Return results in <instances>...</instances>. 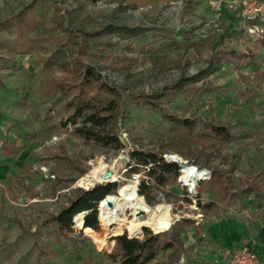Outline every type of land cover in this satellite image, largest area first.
Instances as JSON below:
<instances>
[{
    "label": "rangeland",
    "instance_id": "374dc122",
    "mask_svg": "<svg viewBox=\"0 0 264 264\" xmlns=\"http://www.w3.org/2000/svg\"><path fill=\"white\" fill-rule=\"evenodd\" d=\"M29 3L0 0V19L16 12L28 16ZM35 5L41 20L28 32L36 39L31 46H18L22 39L13 25L0 29L5 40L0 42V264H114L108 257L116 253L112 236L100 247L74 219L66 235L41 222L69 193L84 189L75 181L98 158L130 159L134 149L176 155L208 171L233 168L238 196L213 211L197 206L213 199L207 179L194 194L176 179L165 191L142 195L150 206H170L167 231L182 219L209 221L210 213L233 212L264 224L263 16L243 17L238 0H38ZM103 29L107 35L93 41L88 53L99 80L121 92L116 127L124 146L116 152L76 136L65 124L71 112L67 96L55 88L62 72L42 65L53 48L71 51L72 43L60 44L68 30ZM222 47L255 56L213 64L206 75L213 49ZM161 92L164 110L141 101L140 95ZM181 118L191 121L190 129L181 126ZM211 121L227 123L229 142L212 136ZM136 166L130 160L122 174L136 179L138 192L148 177L143 168L133 170ZM114 184L111 194L117 193ZM97 220L99 230L93 232L100 235L98 211ZM197 227L185 224L183 230L198 233ZM145 229L155 233L143 226L137 238Z\"/></svg>",
    "mask_w": 264,
    "mask_h": 264
},
{
    "label": "trees",
    "instance_id": "16d2710c",
    "mask_svg": "<svg viewBox=\"0 0 264 264\" xmlns=\"http://www.w3.org/2000/svg\"><path fill=\"white\" fill-rule=\"evenodd\" d=\"M38 0H30L27 5L30 13L28 16L16 12L8 17L0 19V29L3 26L13 25L18 38L22 40L19 47H29L35 37H28V32L35 30L41 18L35 9ZM107 31H72L61 37L60 44L68 41L72 43V49L66 52L58 47L53 48L43 59L44 68L56 66L61 72L62 77L55 82V88L60 94L67 96L65 106L71 112L66 118L72 125L73 133L87 141H92L100 147L112 149L115 152L122 149L124 144L118 137L116 122L121 112V103L119 89L108 86L99 80L97 72L92 63V56L88 50L93 41L99 36H106ZM24 38V39H23ZM60 40V39H59ZM4 37L0 36V42H4ZM217 41L216 44H218ZM59 44V45H60ZM216 47V46H214ZM254 52L236 51L232 48L213 49L208 58L209 67L205 70L206 75L212 72L211 66L218 65L221 62H234L235 60L248 59L253 60ZM163 96L161 93L149 95H140L141 101L153 108L164 110L160 102ZM166 116H171L165 113ZM181 126L190 129V120L181 118L178 120ZM211 134L221 143H227L230 135L227 130V123L216 121L210 124ZM130 160L136 162L137 166L133 170L143 168L148 180L142 179L138 193L147 195L153 189L165 191L169 181L176 180L179 176L177 163L166 161L161 153L144 152L132 150L129 152ZM196 166L195 162H191ZM210 177L205 180L206 190L213 192V199L207 203L197 202L199 209L204 212L213 211L219 208L222 203L238 196L235 182L233 179V168L225 169L219 165L209 169ZM203 182V181H201ZM201 182L200 188H201ZM250 190L251 186L248 187ZM114 183H98L91 190L78 188L66 197V202L55 213H49L42 219V225H53L56 229L65 234L72 231L73 217L83 211L86 215L83 219V227H89L94 231L99 230L97 220V204L105 196L114 192ZM244 189V190H249ZM242 191V188H241ZM166 195H172L177 200H182L180 196L170 192ZM177 229L171 231H162L160 233H151L145 229L141 238H130L126 234L113 237L116 243V253L109 254L111 262L114 264H148L154 260L161 252L169 250L168 263L178 261L183 250V240L181 233L185 224L193 225L194 221L182 219L177 222Z\"/></svg>",
    "mask_w": 264,
    "mask_h": 264
},
{
    "label": "bare ground",
    "instance_id": "6f19581e",
    "mask_svg": "<svg viewBox=\"0 0 264 264\" xmlns=\"http://www.w3.org/2000/svg\"><path fill=\"white\" fill-rule=\"evenodd\" d=\"M118 164L115 160L104 161L97 159L96 165L79 175L75 184L84 189L91 188L96 182L112 181L117 183V193L109 194L98 205V219L102 227V234L97 235L89 227H83L81 213L74 216L76 225L88 233L95 243L104 247L110 236L127 232L129 236H137L142 232V227H148L153 232H162L169 229L172 223L170 206L158 203L150 206L143 196L137 192V181L123 176V171L118 173ZM204 168L182 167L181 182L187 186L188 191L194 194L196 182L206 175ZM106 200L111 205L106 204ZM129 210V216L126 212Z\"/></svg>",
    "mask_w": 264,
    "mask_h": 264
},
{
    "label": "crops",
    "instance_id": "0c3cea01",
    "mask_svg": "<svg viewBox=\"0 0 264 264\" xmlns=\"http://www.w3.org/2000/svg\"><path fill=\"white\" fill-rule=\"evenodd\" d=\"M211 214L208 215L209 221L194 222L198 233L183 230V250L178 261L171 264H226L228 257L243 246L254 250L264 264L263 223L233 212ZM169 253V250L161 252L148 264H169ZM161 257L165 261L159 263Z\"/></svg>",
    "mask_w": 264,
    "mask_h": 264
},
{
    "label": "built area",
    "instance_id": "2783aa9c",
    "mask_svg": "<svg viewBox=\"0 0 264 264\" xmlns=\"http://www.w3.org/2000/svg\"><path fill=\"white\" fill-rule=\"evenodd\" d=\"M238 5L240 6V14L243 17L247 18H254L256 16H263L264 17V0H238ZM218 8H220L219 4H216ZM164 160L166 161H173L170 158V155H164ZM180 158V157H179ZM178 164H182L184 166L188 165V163L185 162V160H182L181 158L177 161H173ZM130 163V162H129ZM127 166V165H126ZM126 166H123V174L126 172ZM195 166V165H194ZM182 167L178 166V171H179V176L177 177L178 181L180 184L184 185L186 188L187 186L181 182V175H182ZM196 168H198L196 166ZM206 170V169H205ZM207 174L204 175L201 179H198L196 183V187L198 184L205 180L208 179L210 176L208 170H206ZM188 190V189H187ZM226 264H262L257 253L252 250L248 246H243L240 249L234 251L227 259Z\"/></svg>",
    "mask_w": 264,
    "mask_h": 264
},
{
    "label": "water",
    "instance_id": "95a60500",
    "mask_svg": "<svg viewBox=\"0 0 264 264\" xmlns=\"http://www.w3.org/2000/svg\"><path fill=\"white\" fill-rule=\"evenodd\" d=\"M170 158L173 160V161H177V160H179L180 158L178 157V156H176V155H170ZM117 164H118V168H117V171H118V173L120 172H122L123 170H122V168H123V166H126V165H128L129 164V162H130V159L127 157V156H124V157H121L120 159H118L117 161ZM178 166L179 167H182L183 165L182 164H178ZM186 166H188V167H192L193 169H196V166H194V165H192V164H188V165H186ZM110 183H115V182H112V181H109ZM196 183H198V182H196ZM94 187V185L91 187V188H89V189H85V190H91L92 188ZM107 196H105L102 200H105V198H106ZM106 202V204L107 205H111V202L109 201V200H106L105 201ZM99 203H100V201L98 202V205H99ZM98 205H97V211H98ZM81 214H82V217L84 218V216L86 215V211H83V212H80ZM73 219H74V217H73ZM179 220V218H177L175 221H178ZM156 233H160V232H156ZM118 235H121V234H117V235H113L112 237H115V236H118ZM129 236V235H128ZM130 238H133V237H137V236H129Z\"/></svg>",
    "mask_w": 264,
    "mask_h": 264
}]
</instances>
